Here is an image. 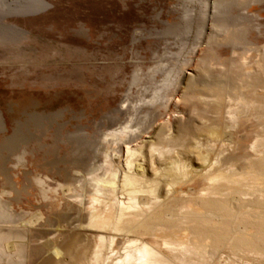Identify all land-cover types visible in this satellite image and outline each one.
<instances>
[{"label": "rangeland", "instance_id": "obj_1", "mask_svg": "<svg viewBox=\"0 0 264 264\" xmlns=\"http://www.w3.org/2000/svg\"><path fill=\"white\" fill-rule=\"evenodd\" d=\"M263 163L264 0H0V264H264Z\"/></svg>", "mask_w": 264, "mask_h": 264}, {"label": "bare ground", "instance_id": "obj_2", "mask_svg": "<svg viewBox=\"0 0 264 264\" xmlns=\"http://www.w3.org/2000/svg\"><path fill=\"white\" fill-rule=\"evenodd\" d=\"M204 202L207 203L208 201H204ZM103 220L104 219H102V220L100 219L102 224L105 225L107 220H105V221H103ZM137 254H138V260H139L140 264H168V262L163 260L158 255V253H156L151 247L146 246V245H142L139 249H137ZM125 257L129 258V257H131V255L126 252ZM121 262L123 263V260Z\"/></svg>", "mask_w": 264, "mask_h": 264}]
</instances>
